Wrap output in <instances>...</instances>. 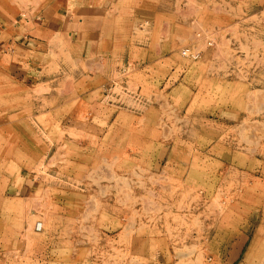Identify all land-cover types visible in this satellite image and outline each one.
Wrapping results in <instances>:
<instances>
[{"label": "rangeland", "instance_id": "obj_1", "mask_svg": "<svg viewBox=\"0 0 264 264\" xmlns=\"http://www.w3.org/2000/svg\"><path fill=\"white\" fill-rule=\"evenodd\" d=\"M121 1L103 58L0 56V264H264V0Z\"/></svg>", "mask_w": 264, "mask_h": 264}, {"label": "crops", "instance_id": "obj_2", "mask_svg": "<svg viewBox=\"0 0 264 264\" xmlns=\"http://www.w3.org/2000/svg\"><path fill=\"white\" fill-rule=\"evenodd\" d=\"M124 3L121 0H83L81 5L76 6V10H78L76 15L71 11L67 1L50 3L42 8L43 11L55 9V14L48 18L41 12L37 16L32 13L26 15L13 2L8 3V6L2 4L3 6H0V46L3 43V49L0 50V56L5 61L16 58L17 55L23 59L17 64H7L3 69L8 73H14L21 79L36 78L33 75L38 70H44L42 64L39 65L36 60L49 55L53 48L51 43L57 38L61 40L64 47L72 49L73 55L83 60V64L90 61V58L107 56L110 50H114L117 41L115 32L107 31L108 24H112L113 21L115 24L118 19H120V23L128 25H134L144 20L155 22L154 18H151L152 15H147L149 11L145 13V16L142 13L140 15L142 17H138L137 14L130 11V18L120 15L115 16L114 20L106 15V11L113 5L120 8V14L126 13L127 9L132 8L130 4L126 3L128 7ZM5 8L17 9V17L8 13ZM80 13L81 15H79ZM18 22H25L28 25L35 24V33L23 35L16 24ZM41 24L45 28L37 27Z\"/></svg>", "mask_w": 264, "mask_h": 264}, {"label": "built area", "instance_id": "obj_3", "mask_svg": "<svg viewBox=\"0 0 264 264\" xmlns=\"http://www.w3.org/2000/svg\"><path fill=\"white\" fill-rule=\"evenodd\" d=\"M196 57V56H195Z\"/></svg>", "mask_w": 264, "mask_h": 264}]
</instances>
